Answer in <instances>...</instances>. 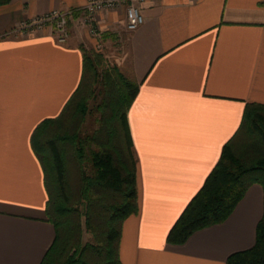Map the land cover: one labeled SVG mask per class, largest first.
Returning <instances> with one entry per match:
<instances>
[{
  "label": "crops",
  "instance_id": "crops-1",
  "mask_svg": "<svg viewBox=\"0 0 264 264\" xmlns=\"http://www.w3.org/2000/svg\"><path fill=\"white\" fill-rule=\"evenodd\" d=\"M91 1L0 6V264H42L55 241L32 137L79 88L85 53L103 47L139 87L128 112L139 211L123 224L121 264H228L256 244L264 217L258 183L223 223L183 244L168 236L238 134L247 104L264 105V0H150L135 32L127 31L125 6L103 9L96 34L82 12ZM54 11L73 13L66 43L50 25L19 31Z\"/></svg>",
  "mask_w": 264,
  "mask_h": 264
},
{
  "label": "trees",
  "instance_id": "trees-1",
  "mask_svg": "<svg viewBox=\"0 0 264 264\" xmlns=\"http://www.w3.org/2000/svg\"><path fill=\"white\" fill-rule=\"evenodd\" d=\"M11 1L0 0V6ZM100 59L101 54L85 53L79 88L59 117L45 120L33 133L32 146L43 166L49 196L48 220L56 230L42 264H121L123 224L139 211L137 161L128 123L139 87L117 67L101 77ZM99 79L101 127L83 139L82 127ZM255 183L264 188V105L249 103L238 134L223 149L204 186L170 231L168 242L183 244L195 232L226 221ZM83 204L85 225L97 245L83 243L79 209ZM228 264H264V217L255 246L231 255Z\"/></svg>",
  "mask_w": 264,
  "mask_h": 264
},
{
  "label": "built area",
  "instance_id": "built-area-1",
  "mask_svg": "<svg viewBox=\"0 0 264 264\" xmlns=\"http://www.w3.org/2000/svg\"><path fill=\"white\" fill-rule=\"evenodd\" d=\"M150 0H96L89 2L82 10L84 23L89 26L92 33H98L95 25L96 14L103 9H112L121 6L126 7V28L128 32H135L145 24V16L142 11L143 3ZM72 12L54 11L42 18L28 21L22 24L19 31L28 32L52 26L54 35L59 43H66L70 36V20Z\"/></svg>",
  "mask_w": 264,
  "mask_h": 264
},
{
  "label": "rangeland",
  "instance_id": "rangeland-1",
  "mask_svg": "<svg viewBox=\"0 0 264 264\" xmlns=\"http://www.w3.org/2000/svg\"><path fill=\"white\" fill-rule=\"evenodd\" d=\"M111 54V55H110ZM102 59H100L97 63L98 72L100 73L101 77L103 76L105 71H109L114 66L113 56L112 52L108 51V49H104L101 52ZM112 58V59H111ZM101 79V78H100ZM97 80V83L94 86L95 93L90 99V107L91 112L86 118V123L82 127V133L81 137L83 139L91 138L97 130L101 127V112L99 111V106L103 103V96L101 95V91H103V88L101 86V80ZM75 165H73L74 167ZM73 180V184L75 185L77 183L75 172H73L71 176ZM82 214V221H83V243L84 244H94L97 245V240L93 236L91 232L88 231L86 225H85V207L84 204L79 207Z\"/></svg>",
  "mask_w": 264,
  "mask_h": 264
}]
</instances>
